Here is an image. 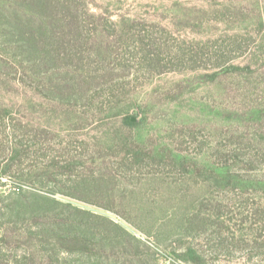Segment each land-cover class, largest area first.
<instances>
[{
    "label": "rangeland",
    "instance_id": "obj_1",
    "mask_svg": "<svg viewBox=\"0 0 264 264\" xmlns=\"http://www.w3.org/2000/svg\"><path fill=\"white\" fill-rule=\"evenodd\" d=\"M60 2L76 5L86 26L82 70L21 69L0 38V64H12L0 66V106L11 112L2 140L35 135L12 167L33 177H1L0 213L20 191L38 194L125 229L138 240L134 250L116 235L131 264H264V0ZM61 78L68 92L50 89ZM127 141L144 149L139 165ZM73 155L83 166L69 179L41 175ZM98 174L110 197L83 186ZM12 220L0 217V228ZM188 250L197 258L185 260Z\"/></svg>",
    "mask_w": 264,
    "mask_h": 264
},
{
    "label": "trees",
    "instance_id": "obj_2",
    "mask_svg": "<svg viewBox=\"0 0 264 264\" xmlns=\"http://www.w3.org/2000/svg\"><path fill=\"white\" fill-rule=\"evenodd\" d=\"M78 14L76 5L61 3L60 0H0V22L9 28L0 30V38L16 51L13 55L20 59L15 60L21 69L28 62L30 68L33 67L44 77L71 67L82 70L83 54L87 52L84 35L86 26L82 25ZM5 65L12 64L3 59L0 66ZM59 81L58 84L50 81V89L59 88L63 92L72 89L71 81L66 78ZM9 115L11 112L0 106V179L11 177L18 182L27 181L33 176L29 178V173L13 170L12 167L21 165L22 159L28 157L31 149L28 137L33 134L35 138V135L27 128L21 134L12 132L10 137L5 136V146L2 135L6 129L2 131L1 125L6 126L8 118L5 116ZM123 124L128 128L137 126L130 117L124 118ZM123 146V149L132 153L131 161L134 160L138 165L144 161V149L128 141ZM94 161L97 163L96 159ZM127 161L128 157H123L121 166L131 169L134 165ZM82 166L83 161L75 155L66 162L50 160L41 175L55 183L58 181L57 171L68 175L69 179ZM102 177L99 174L86 177L82 180L86 183L83 186L107 198L111 192L102 184ZM110 178H113L112 175ZM31 197L26 199L20 191L12 204L6 206L5 212L0 213V217L7 220V225L13 219L11 228H0V242L5 247L4 252L0 253V264H121L118 260L122 248L117 236L127 237L129 248L136 249L132 244L138 240L104 215L38 194H31ZM100 208L104 211L113 209L112 206ZM17 224L24 227L17 230ZM19 245L27 247L24 254L18 255L13 251ZM121 254L125 256L122 258L124 263L131 264L133 253L124 251ZM73 255H77L78 259H72ZM182 257L188 261L197 258L192 250L185 252Z\"/></svg>",
    "mask_w": 264,
    "mask_h": 264
}]
</instances>
